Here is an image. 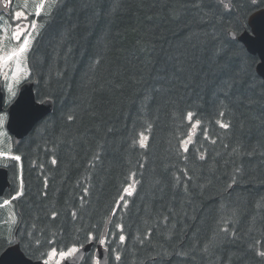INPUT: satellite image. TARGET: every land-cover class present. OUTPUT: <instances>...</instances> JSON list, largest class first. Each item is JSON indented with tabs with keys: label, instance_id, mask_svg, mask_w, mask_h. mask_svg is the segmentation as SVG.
I'll use <instances>...</instances> for the list:
<instances>
[{
	"label": "trees",
	"instance_id": "obj_1",
	"mask_svg": "<svg viewBox=\"0 0 264 264\" xmlns=\"http://www.w3.org/2000/svg\"><path fill=\"white\" fill-rule=\"evenodd\" d=\"M263 7L59 0L37 17L30 81L55 111L13 150L0 254L16 231L34 260L97 243L115 210L109 264H264V81L257 57L228 36ZM188 112L202 126L185 152ZM133 173L136 189L116 209ZM94 260L89 253L83 264Z\"/></svg>",
	"mask_w": 264,
	"mask_h": 264
},
{
	"label": "water",
	"instance_id": "obj_2",
	"mask_svg": "<svg viewBox=\"0 0 264 264\" xmlns=\"http://www.w3.org/2000/svg\"><path fill=\"white\" fill-rule=\"evenodd\" d=\"M224 2L231 7V0H223ZM2 4L3 1L0 0V12L3 10L7 11ZM248 26L250 31H244L242 34L237 35L231 30L228 36L231 40H237L242 43L250 54L259 57L260 63L257 66V73L264 80V8L262 10L259 9L249 17ZM10 106L8 109L9 120L7 129L14 136L13 143L16 146L33 131L39 122L55 110L51 100H45L42 103L36 100L34 84L30 82L25 83L21 87L18 98ZM3 110L4 93L0 86V113ZM8 186V170L0 168V197L3 196V192ZM110 222L111 219L106 223L103 236H107ZM15 242V244L9 246L0 254V264H43L40 261L28 258L21 248L20 241L16 239ZM93 246L94 243L83 246L80 253H78V259L66 260L62 264H82L86 255L93 249ZM95 258L100 261V264H109L108 252L100 243L96 247Z\"/></svg>",
	"mask_w": 264,
	"mask_h": 264
},
{
	"label": "snow or ice",
	"instance_id": "obj_3",
	"mask_svg": "<svg viewBox=\"0 0 264 264\" xmlns=\"http://www.w3.org/2000/svg\"><path fill=\"white\" fill-rule=\"evenodd\" d=\"M12 3V0H3L2 6L4 8H9ZM252 3L255 4L256 0H252ZM55 0H52V5L48 4V0H37L35 4V10L34 13H28L26 8L24 10H17L11 13V24L14 27V31L11 34V42L14 44V46L8 50L5 51L2 45H0V74H4L6 77L7 75H11L13 78L17 77L20 74V68L22 63L26 64L27 60V54L31 50V45L32 41L35 39L34 32L36 30V23L35 21H29V23L23 24L20 23V21H28L29 16L32 15L34 17H40L42 14H44L46 8L49 10V14L51 11V7L54 6ZM225 7H230V5L225 4ZM2 23V21H0ZM31 29V31L29 30ZM2 31V29H0ZM99 61H97L98 63ZM15 65L14 67L12 65ZM221 116H223V113H220ZM69 120L73 119L72 116L68 117ZM187 119L189 122L192 121L193 119V113L188 112L187 113ZM200 121L196 120L194 124H191V127L193 129L197 128L200 125ZM221 127L227 128V124H220ZM187 139L186 140H181L180 145L183 148V151L187 152V144L191 141L192 133L189 132L187 134ZM205 138L207 139V133L205 132ZM147 140V137L141 134V138L139 140L140 147H145V141ZM0 155H3V153H0ZM15 160H20V156H14L12 157ZM52 163L55 164L56 161L55 159L52 160ZM131 180L135 181V174H130L129 177ZM135 190V183H128L127 186L122 188V192L124 195H120L118 197V200L115 202V208L119 209L121 207H126V201L125 197L126 196H131L133 195V192ZM22 193L17 192L15 196H13L11 199L15 200L18 196H20ZM4 205H8L10 203L9 200H5ZM117 212L114 210L112 212V216H115ZM57 213L52 212V218L55 219ZM74 217L76 216V213L74 212L72 214ZM115 228L118 232L123 231V225L122 224H116ZM226 231V230H225ZM103 235V234H102ZM96 237L93 235L91 231L88 232L86 235L85 239L88 241H91L95 239ZM118 239L121 243L125 242L126 237L124 235H119ZM107 242V237L103 236L99 240V243L101 245H105ZM54 243V241L52 242ZM83 245L80 247H77L76 245H73L71 247H68L66 251L58 250L56 247H52L51 250L47 253L48 260L44 261V264H48V261L51 260L52 258L58 257L56 260V264H62V262L66 260H73V259H78V253H80L81 248ZM259 256L264 257V251H260L257 253ZM116 260L120 259V256L117 255L115 257ZM93 264H100L99 260H94Z\"/></svg>",
	"mask_w": 264,
	"mask_h": 264
},
{
	"label": "rangeland",
	"instance_id": "obj_4",
	"mask_svg": "<svg viewBox=\"0 0 264 264\" xmlns=\"http://www.w3.org/2000/svg\"><path fill=\"white\" fill-rule=\"evenodd\" d=\"M12 1H13V3H11V7H10L12 9V12L17 11V10H24L26 8L28 13H29V11L32 12V9L34 8V6L37 2V0H12ZM58 1L59 0H55V4H54V6L51 7L50 13L52 12V9L55 7V5H57ZM48 4L52 5V0H48ZM8 18H9V20H8ZM33 20L36 23V30L33 34L36 37V35L40 29V24L38 23V21H36V19L32 18L30 15L28 21H20V23L27 25L29 23V21H33ZM0 21H2V22L4 21L3 24L1 23L2 25L0 24L1 28H2V32H1L2 34L0 35V45L3 46L5 51H8L14 46V44L11 42V34L15 29L10 22L11 16L10 17L7 16V18L5 16L4 17L1 16ZM29 30L31 31V29H29ZM33 41H32V43H33ZM12 66L14 67L15 65L13 64ZM29 77H30V72H29L27 60H26V64L22 63L21 68H20V74L17 77L13 78L11 75H7V77H6L4 74H0V81L3 80L2 82H4V84H5V94H6V100L8 103L14 99V97L18 91L19 85ZM6 118H7L6 114H3L0 116V153H3V155H10L11 157H14V155H12L13 154L12 150H11L12 144L10 143L11 140L9 138V134H7V132L5 130V124H6V120H7ZM196 120L197 119H195L193 116V119L190 122V124H194L196 122ZM201 126H202V124L200 123V125L195 129H193L191 127L192 137H191L190 142L194 141L195 136L197 135V133L201 129ZM146 137L148 140V136H146ZM147 140L145 141V145L147 143ZM0 156H2V155H0ZM1 163H2V160L0 158V164ZM133 182L135 183V186H136V182L135 181H133ZM135 189H136V187H135ZM127 197L128 196H126L125 199H127ZM3 206L9 207V205H4V203L3 204L1 203V207H3ZM11 218L13 221H15L14 217H11ZM57 259H58V257L52 258L51 260L48 261V264H56ZM46 260H48V258Z\"/></svg>",
	"mask_w": 264,
	"mask_h": 264
},
{
	"label": "bare ground",
	"instance_id": "obj_5",
	"mask_svg": "<svg viewBox=\"0 0 264 264\" xmlns=\"http://www.w3.org/2000/svg\"><path fill=\"white\" fill-rule=\"evenodd\" d=\"M165 189H166V188H165ZM167 189H168V188H167ZM189 201H190V200H189ZM175 202H176V201H175ZM184 202H185V201H184ZM193 202H195V201H193ZM176 204H177V203H176ZM191 205H192V204H191ZM188 206H189V205H188ZM174 208H175V207H174ZM184 213H185V212H184ZM187 214H188V213H187ZM189 215H191V214H189ZM189 215H188V216H189ZM196 215H197V214H196ZM193 216H195V215H193ZM186 217H187V215H186ZM191 220H192V219H191ZM186 221H188V220H186ZM180 222H181V221H180ZM184 223H186V222H184ZM190 224H191V223H190ZM190 224H189V225H190ZM186 225H187V224H186ZM180 226H181V225H180ZM185 229H186V228H185ZM231 230H232V229H231ZM233 230H234V229H233ZM181 231H182V230H181ZM225 232H226V231H225ZM228 232H229V231H228ZM233 232H234V231H233ZM219 233H220V232H219ZM229 233H230V232H229ZM222 234H224V232H223ZM222 234H221V235H222ZM235 234H236V233H235ZM221 235H220V236H221ZM228 235H229V234H228ZM225 236H226V235H225ZM225 236H224V237H225ZM237 236H238V235H237ZM216 238H217V237H216ZM220 238H221V237H220ZM234 241H236V240H234ZM247 241H248V240H247ZM213 242H214V241H213ZM222 242H223V241H222ZM232 242H233V241H232ZM219 243H220V242H219ZM237 243H238V242H237ZM245 243H246V242H245ZM203 245H204V244H203ZM225 245H226V244H225ZM213 247H214V246H213ZM227 248H228V247H227ZM213 249H214V248H213ZM242 249H243V248H242ZM214 250H215V249H214ZM230 250H231V249H230ZM234 251H235V250H234ZM219 253H220V252H219ZM229 254H230V253H229ZM240 254H241V252H240ZM215 256H216V255H215ZM234 256H235V255H234ZM226 260H227V259H226Z\"/></svg>",
	"mask_w": 264,
	"mask_h": 264
}]
</instances>
